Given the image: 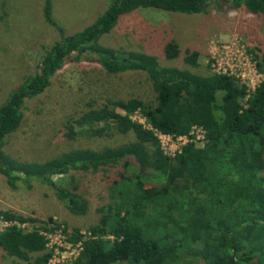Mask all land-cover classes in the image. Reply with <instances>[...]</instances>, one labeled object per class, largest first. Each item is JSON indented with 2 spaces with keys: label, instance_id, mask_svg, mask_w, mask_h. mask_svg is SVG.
Returning <instances> with one entry per match:
<instances>
[{
  "label": "trees",
  "instance_id": "16d2710c",
  "mask_svg": "<svg viewBox=\"0 0 264 264\" xmlns=\"http://www.w3.org/2000/svg\"><path fill=\"white\" fill-rule=\"evenodd\" d=\"M211 6L264 18V0H106L91 24L64 37L52 18L51 0H43V18L59 40L41 54L36 72L0 105V175L11 190L18 182L27 188L34 181L50 186L67 209L85 215L89 201L79 183L70 178L61 187L52 178L71 172L103 174L109 202L96 207L97 223L85 237L72 230L67 240L80 242L81 249L71 264H264V53L251 50L263 78L249 91L232 75L200 76L162 67L150 54L119 53L99 44L120 16L134 10L193 15L208 13ZM166 51V57L180 54L173 43ZM183 54L186 64L198 65L197 52L185 49ZM70 57L94 61L110 75L146 73L155 101L108 99L70 120L66 138L132 134L134 141L101 150L74 149L44 162L6 159L2 148L20 127L26 102L45 92ZM135 114L148 128L133 119ZM193 127L204 131L201 147L191 135ZM155 131L188 141L168 156ZM0 221L8 224L0 231V258L48 264L46 236L22 227L34 223L33 217L0 207Z\"/></svg>",
  "mask_w": 264,
  "mask_h": 264
},
{
  "label": "rangeland",
  "instance_id": "374dc122",
  "mask_svg": "<svg viewBox=\"0 0 264 264\" xmlns=\"http://www.w3.org/2000/svg\"><path fill=\"white\" fill-rule=\"evenodd\" d=\"M102 6L98 0H51V15L67 37L91 24L102 13ZM42 8L43 0H0V105L26 77L36 72L41 54L59 40V33L44 20ZM170 43L178 47V57H166ZM99 44L119 53L150 54L162 67H174L200 76L233 74L243 79L249 91L263 78L253 68L251 50L264 53V18L243 9L211 6L208 13L193 15L137 9L120 16L115 27L101 36ZM185 49L198 53L196 67L183 61ZM131 98L154 103L155 93L146 73L131 71L110 75L94 61L81 58L77 62L70 57L51 78L45 92L26 102L20 127L8 136L2 148L5 158L44 162L74 149L101 150L129 144L134 141L132 134L102 138L77 134L73 140H68L65 126L90 107H101L108 99ZM133 119L148 128L139 114ZM161 139L166 141V138ZM180 144L175 142L170 146L160 142L163 153L169 156ZM195 144L202 146L200 140ZM70 178L79 183V191L89 201L85 215L67 209L50 186L34 181L27 188L18 182L16 189L11 190L0 175V207L33 217L34 223L22 227L38 229L46 235L54 260L57 243L67 244L73 229H78L85 237L87 229L97 223L96 207L109 202L107 182L101 172H71L52 179L62 187ZM2 229L0 221V231ZM58 250L56 260L61 261L62 254L64 264L72 261L70 251ZM0 264L19 262L2 256Z\"/></svg>",
  "mask_w": 264,
  "mask_h": 264
},
{
  "label": "built area",
  "instance_id": "2783aa9c",
  "mask_svg": "<svg viewBox=\"0 0 264 264\" xmlns=\"http://www.w3.org/2000/svg\"><path fill=\"white\" fill-rule=\"evenodd\" d=\"M244 60H245V62L247 63V65H249V62H247L246 61V58H244ZM245 63V64H246ZM242 65V70H245V67H244V65L243 64H241ZM253 68H254V70H255V67H254V64H253ZM256 71V70H255ZM216 74H221V73H216ZM224 75H232V76H235V77H238V78H240L242 81H243V79L241 78V77H239V76H236V75H233V74H225L224 73ZM260 75V74H259ZM247 86V85H246ZM254 89V88H253ZM252 89V90H253ZM249 90V89H248ZM251 91V90H250ZM155 133V135H156V137H158V139H160L159 141L160 142H162V144L164 143V144H166V145H170V146H174V143L175 142H181V144H180V146H178V147H176L175 146V148H173L172 149V152H173V154L172 155H170V156H173L175 153H177V152H179L180 151V149H181V147L184 145V144H186V142L188 141V139H187V137H185V136H181V137H171V136H166V135H161V134H159L158 132H154ZM191 135L192 136H194V141L196 142V141H201L202 142V145H203V142H204V131L200 128V127H193L192 128V130H191ZM161 138H166L165 140L166 141H161L162 139ZM169 156V155H168ZM1 224H3V229L6 227V226H8V224L7 223H5V222H2L1 221ZM2 229V230H3ZM1 230V231H2ZM44 234V233H43ZM45 235V234H44ZM46 236V235H45ZM47 238V237H46ZM48 240V239H47ZM59 248H62V249H64V250H66V251H70V256H73V259H72V261H74L75 260V258L78 256V253H79V251H80V249H81V243L80 242H78L77 244H72V243H70V242H67V244L65 243V245H62V244H60V243H57V246H56V248L54 249V256H52L53 258H55V260L54 259H52L51 257V259H49V261H48V264H60V262H61V264H64L63 262V256H62V254H60V256H61V261L60 260H56V256L57 255H59ZM72 248V249H71ZM64 253H67V252H64ZM72 261L70 262V263H68V264H71L72 263Z\"/></svg>",
  "mask_w": 264,
  "mask_h": 264
},
{
  "label": "crops",
  "instance_id": "0c3cea01",
  "mask_svg": "<svg viewBox=\"0 0 264 264\" xmlns=\"http://www.w3.org/2000/svg\"><path fill=\"white\" fill-rule=\"evenodd\" d=\"M99 1V4L100 5H103L100 10L103 11V9L105 8V3H106V0H98ZM20 212V211H19Z\"/></svg>",
  "mask_w": 264,
  "mask_h": 264
}]
</instances>
